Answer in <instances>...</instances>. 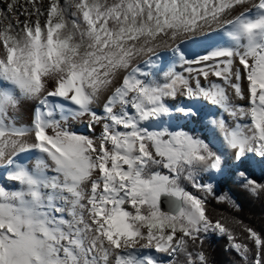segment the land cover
Listing matches in <instances>:
<instances>
[{
  "label": "snow or ice",
  "instance_id": "snow-or-ice-1",
  "mask_svg": "<svg viewBox=\"0 0 264 264\" xmlns=\"http://www.w3.org/2000/svg\"><path fill=\"white\" fill-rule=\"evenodd\" d=\"M229 184L264 207V0H0V264H264Z\"/></svg>",
  "mask_w": 264,
  "mask_h": 264
},
{
  "label": "trees",
  "instance_id": "trees-1",
  "mask_svg": "<svg viewBox=\"0 0 264 264\" xmlns=\"http://www.w3.org/2000/svg\"><path fill=\"white\" fill-rule=\"evenodd\" d=\"M228 188L232 190L234 199L241 205V211L238 215L244 219L245 223L251 221L256 226H259L264 221V207H262L261 203L252 200L235 184H229ZM228 188L225 190L227 191ZM224 207L226 206H220V208ZM225 244L226 241L219 238L211 242V247L216 250L215 255L218 264H234L236 257L233 253L224 251Z\"/></svg>",
  "mask_w": 264,
  "mask_h": 264
},
{
  "label": "bare ground",
  "instance_id": "bare-ground-1",
  "mask_svg": "<svg viewBox=\"0 0 264 264\" xmlns=\"http://www.w3.org/2000/svg\"><path fill=\"white\" fill-rule=\"evenodd\" d=\"M196 51H202V49L197 48ZM80 130H84L83 128H81Z\"/></svg>",
  "mask_w": 264,
  "mask_h": 264
},
{
  "label": "rangeland",
  "instance_id": "rangeland-1",
  "mask_svg": "<svg viewBox=\"0 0 264 264\" xmlns=\"http://www.w3.org/2000/svg\"><path fill=\"white\" fill-rule=\"evenodd\" d=\"M81 131H84V130H81Z\"/></svg>",
  "mask_w": 264,
  "mask_h": 264
}]
</instances>
